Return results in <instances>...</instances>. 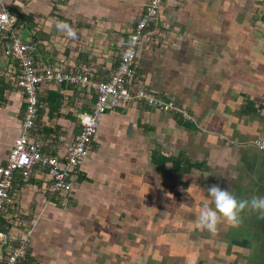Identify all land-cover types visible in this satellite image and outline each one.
Segmentation results:
<instances>
[{
    "label": "crops",
    "instance_id": "1",
    "mask_svg": "<svg viewBox=\"0 0 264 264\" xmlns=\"http://www.w3.org/2000/svg\"><path fill=\"white\" fill-rule=\"evenodd\" d=\"M149 1L8 0L20 36L37 44L39 69L93 65L100 78L119 65ZM263 12L264 0H169L146 31L138 67L184 113L140 102L108 112L67 196L43 193L42 168L29 183L17 174L8 213L20 222L3 253L39 218L24 264H264L260 212L245 209L238 225L221 217L215 232L196 222L214 183L240 198L264 195V150L254 144L264 136ZM17 68L3 55L0 34V167L26 109ZM39 97L33 134L64 152L95 97L54 83L43 84ZM160 155L181 159L183 168L158 164Z\"/></svg>",
    "mask_w": 264,
    "mask_h": 264
},
{
    "label": "built area",
    "instance_id": "2",
    "mask_svg": "<svg viewBox=\"0 0 264 264\" xmlns=\"http://www.w3.org/2000/svg\"><path fill=\"white\" fill-rule=\"evenodd\" d=\"M168 2L150 0L146 4L123 48L119 65L109 77L100 78L93 65H84L78 70H65L60 65L39 69L35 58L37 44L22 39L16 13L8 0H0L3 55L18 62L14 80L23 90L26 102L21 134L14 141L6 163L0 167V264H24L39 221V218L29 221L27 228L18 234L17 245L7 254L3 253L13 239L10 227L20 222L8 213L10 208H15L18 199L13 191L17 174L22 182L29 183L36 168H42L48 176L43 193L49 197L67 196L75 186L80 166L88 157L92 141L108 112L140 102L160 111L184 113L183 107L176 101L149 87L138 67V56L146 31L158 21ZM45 83L73 85L87 89L95 97L92 110L80 116V130L64 152L49 151L45 140L33 134L40 110V90ZM254 144L264 150V136L255 139Z\"/></svg>",
    "mask_w": 264,
    "mask_h": 264
},
{
    "label": "clouds",
    "instance_id": "3",
    "mask_svg": "<svg viewBox=\"0 0 264 264\" xmlns=\"http://www.w3.org/2000/svg\"><path fill=\"white\" fill-rule=\"evenodd\" d=\"M57 26L66 29L68 35H75L74 30L63 21ZM212 203L205 200L197 216V225L215 232L221 217L238 225L241 222V213L245 209L255 210L264 215V195H254L251 198H240L232 190L219 184H212L207 188Z\"/></svg>",
    "mask_w": 264,
    "mask_h": 264
},
{
    "label": "trees",
    "instance_id": "4",
    "mask_svg": "<svg viewBox=\"0 0 264 264\" xmlns=\"http://www.w3.org/2000/svg\"><path fill=\"white\" fill-rule=\"evenodd\" d=\"M52 95H55V94H52ZM52 95H50V96L48 97V99H49ZM56 97L58 98L59 95H56ZM157 156H158V154H157ZM157 156H156V161H157V163L160 164V165L165 164V163L168 162V161H172V163H173V165H174V168H176V170H181V169L183 168V167H181L182 160L179 159V158H170V157H166V156H161V155H160V158L157 159ZM188 165H189V167H190L192 164L189 163ZM187 169H188V168H187ZM187 169H186V170H187ZM26 264H29V263H26Z\"/></svg>",
    "mask_w": 264,
    "mask_h": 264
},
{
    "label": "bare ground",
    "instance_id": "5",
    "mask_svg": "<svg viewBox=\"0 0 264 264\" xmlns=\"http://www.w3.org/2000/svg\"><path fill=\"white\" fill-rule=\"evenodd\" d=\"M41 108V107H40ZM51 128V127H50ZM51 130V129H50Z\"/></svg>",
    "mask_w": 264,
    "mask_h": 264
}]
</instances>
